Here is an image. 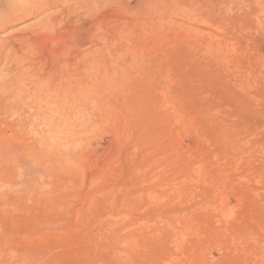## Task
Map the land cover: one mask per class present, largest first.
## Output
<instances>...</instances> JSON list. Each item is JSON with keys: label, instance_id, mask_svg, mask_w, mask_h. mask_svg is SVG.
<instances>
[{"label": "rangeland", "instance_id": "374dc122", "mask_svg": "<svg viewBox=\"0 0 264 264\" xmlns=\"http://www.w3.org/2000/svg\"><path fill=\"white\" fill-rule=\"evenodd\" d=\"M16 4L0 264H264V0ZM65 72L97 76L79 112L18 101Z\"/></svg>", "mask_w": 264, "mask_h": 264}, {"label": "bare ground", "instance_id": "6f19581e", "mask_svg": "<svg viewBox=\"0 0 264 264\" xmlns=\"http://www.w3.org/2000/svg\"><path fill=\"white\" fill-rule=\"evenodd\" d=\"M6 2L5 8L3 7L2 2ZM18 2V1H17ZM48 3V2H47ZM58 3V2H57ZM31 4V3H30ZM57 6V5H56ZM19 8L16 4V0H0V17L1 19L4 18H12L14 17L16 14L21 13L22 9ZM28 10V9H27ZM21 11V12H19ZM20 16V15H18ZM24 19V18H23ZM22 19V20H23ZM48 19V18H47ZM46 20V19H45ZM40 24V23H39ZM48 24V23H47ZM11 25V24H10ZM37 25V24H36ZM35 25V26H36ZM26 26V25H25ZM40 26V25H39ZM41 27V26H40ZM39 27V28H40ZM43 27V31H44V26ZM59 28V27H58ZM46 30V29H45ZM23 31V30H21ZM39 31V30H38ZM42 31V29L40 28V32ZM42 33V32H41ZM54 35V34H53ZM48 34L47 35V40L50 38L52 39L51 41H54V39H56L57 37ZM17 36V35H16ZM15 37V36H14ZM30 38V37H29ZM34 38V37H33ZM32 39V37H31ZM59 39V38H58ZM65 39V38H64ZM16 40V38H15ZM24 41V40H23ZM21 41V42H23ZM56 41V40H55ZM8 42V41H7ZM34 42V40H33ZM69 42V41H68ZM53 43V42H52ZM51 43V44H52ZM59 43V42H58ZM36 44V42L34 43ZM38 44V42H37ZM36 44V45H37ZM62 45V44H61ZM47 46V45H44ZM55 46V45H53ZM52 46V47H53ZM63 46V45H62ZM50 47V46H48ZM29 48V47H28ZM12 49V48H11ZM53 49V48H51ZM30 50V49H29ZM38 50V49H37ZM18 51V49H17ZM32 51V50H31ZM55 51V50H54ZM60 51V50H59ZM94 51V50H93ZM23 52V51H22ZM48 52V51H47ZM52 52V51H50ZM26 53V52H25ZM49 53V52H48ZM24 54V53H23ZM58 54V52H57ZM17 56V55H16ZM20 56V55H19ZM23 56V55H22ZM62 56V55H61ZM25 57V56H24ZM93 57V56H92ZM16 58V57H15ZM18 59V58H17ZM67 59V58H66ZM13 60V59H12ZM97 60V59H96ZM16 61V60H15ZM20 61V60H18ZM22 61V60H21ZM82 61V60H81ZM91 61V60H90ZM93 62V61H92ZM21 63V62H20ZM86 63V62H85ZM19 64V63H18ZM52 65V64H51ZM85 66V65H84ZM97 66V65H96ZM87 67V66H86ZM74 68V67H73ZM48 69V68H47ZM60 69V68H59ZM82 69V68H81ZM97 69V68H96ZM37 70V69H36ZM61 70V69H60ZM66 70V69H65ZM73 70V69H72ZM94 70V69H93ZM92 70V71H93ZM53 71V70H52ZM37 72V71H36ZM45 72V71H44ZM67 72V71H66ZM65 72V74L60 75L61 77L59 78L58 83H54L53 85H51L49 83V80L47 77L44 78V80H40V79H36L38 82L33 84L32 90H28L26 91V95L29 96V99L26 100L23 98V94L25 95V93H22L19 91H17V95H18V101L20 103L23 104H30L31 106L35 107L38 113H43L41 114L43 117L49 119L52 114L54 113L53 111L56 109V112L64 115V114H70V113H76L77 111L79 112V109L82 106L84 100H86V98L88 97V95H93L91 91L90 94H87L88 89L90 88L92 91H94V83L97 81V76H93L91 77L90 73L88 72L86 75L84 74V76H78L77 80L75 79V75H68ZM81 72V71H80ZM20 73V72H19ZM28 73V72H27ZM50 73V72H49ZM53 73V72H52ZM75 73V72H74ZM86 73V72H85ZM48 74V73H47ZM55 74V72H54ZM59 74V73H58ZM71 74V73H70ZM88 74L90 75V79L91 82L88 83L84 82L85 78H88ZM50 75V74H49ZM57 75V74H56ZM53 76V75H52ZM22 77V76H21ZM54 77V76H53ZM27 78V77H26ZM47 78V79H46ZM20 79V78H19ZM29 79V77H28ZM34 79V78H33ZM58 80V79H57ZM99 82V79H98ZM2 83V82H1ZM18 83L20 84V82L18 81ZM4 84V83H3ZM24 84V83H23ZM22 85V84H21ZM92 85V87H91ZM89 86V87H88ZM18 87V86H17ZM3 88V87H1ZM19 88V87H18ZM28 88V87H26ZM29 89V88H28ZM94 89V90H93ZM20 90V89H19ZM98 90V89H97ZM24 92V91H23ZM22 94V95H21ZM56 94V95H55ZM16 95V94H15ZM53 96H57L56 103L53 104ZM14 100V99H13ZM26 100V101H25ZM29 105V106H30ZM55 107V109H54ZM35 110V111H36ZM36 113V112H35ZM40 115V116H41ZM29 123V122H28ZM32 127V125H31Z\"/></svg>", "mask_w": 264, "mask_h": 264}]
</instances>
